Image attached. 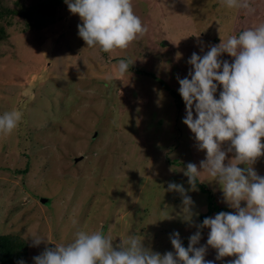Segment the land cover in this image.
<instances>
[{"label": "rangeland", "instance_id": "374dc122", "mask_svg": "<svg viewBox=\"0 0 264 264\" xmlns=\"http://www.w3.org/2000/svg\"><path fill=\"white\" fill-rule=\"evenodd\" d=\"M40 1L0 0V8L18 2L32 13L29 19L0 15L7 36L0 41V115H20L11 134L0 133V236L23 245L25 264H34L45 247L72 242L79 231L110 236L114 247L139 235L146 248L163 255L174 252L173 232L188 247L201 217L218 213L211 203L235 213L207 174L187 192L190 221L180 193L167 191L169 182L190 189L187 164L199 169L206 159L182 122L186 107L177 76H188L194 52L202 57L210 46L264 22V0H252L251 14L222 0H131L146 31L110 53L86 48L78 34L82 21L65 1L52 18L41 15ZM189 41L194 49L177 51ZM220 59L233 62L227 54ZM120 60L133 62L124 75L117 71ZM233 157L228 153L225 164ZM253 168L264 177V155ZM209 232L202 230L196 247L206 245ZM33 233L47 241L32 247ZM216 256L209 247L205 260L235 259Z\"/></svg>", "mask_w": 264, "mask_h": 264}, {"label": "clouds", "instance_id": "9594fccd", "mask_svg": "<svg viewBox=\"0 0 264 264\" xmlns=\"http://www.w3.org/2000/svg\"><path fill=\"white\" fill-rule=\"evenodd\" d=\"M65 2L82 21L78 34L86 48L98 53L126 49L146 31L133 12L131 0ZM222 4L248 14L255 12L252 0H222ZM223 54L233 62L220 59ZM132 63L120 60L118 73H127ZM187 63L191 66L188 76H177L186 107L182 122L194 134L198 149L206 151V159L200 161L199 169L195 163L187 164L184 175L190 189L169 182L167 191L180 193L185 219L190 221L193 201L187 192L197 190L199 177L207 174L220 185L224 202L235 213L219 212L195 225L197 231L189 237L187 248L179 232H173L169 238L174 252L163 255L146 248L139 235H129L114 247L110 236L79 231L68 244L45 247L32 258L34 264H214L205 260L209 247L216 250V260L235 257L230 264H264V177L253 168L264 155V22L210 46L202 57L194 52ZM218 86L222 90L217 99ZM19 120L16 111L0 115V133L11 134ZM225 142L227 150L222 149ZM230 152L234 157L226 165ZM242 202L246 207H241ZM205 228L210 229L206 245L196 247ZM29 239L32 247L47 241L38 233Z\"/></svg>", "mask_w": 264, "mask_h": 264}, {"label": "trees", "instance_id": "16d2710c", "mask_svg": "<svg viewBox=\"0 0 264 264\" xmlns=\"http://www.w3.org/2000/svg\"><path fill=\"white\" fill-rule=\"evenodd\" d=\"M65 0H41L39 5L37 6L38 10H40L41 15H45L49 18H52L55 13V8L59 4H61ZM15 8H0V15L2 14H10L11 17L15 16H23L25 18H30V15L32 14L31 11L23 6L20 5V3L16 2ZM39 15V14H38ZM39 15V16H41ZM6 31L5 29L0 25V41L5 40L6 38ZM166 43H160V46L165 45ZM131 68V67H130ZM145 75L152 76L145 72ZM169 91L168 89H166ZM169 93L173 96V98L178 97V95L173 92L169 91ZM180 104L183 106L185 105L184 102ZM198 185V184H196ZM211 210L217 212H221L222 209L215 207L214 203L210 204ZM207 217L205 215L202 218V221ZM5 241V242H4ZM13 243V244H11ZM22 247L23 245L18 243L16 240L12 239L11 237L7 236H0V264H18L20 260H23V253H22ZM16 248V249H15Z\"/></svg>", "mask_w": 264, "mask_h": 264}, {"label": "crops", "instance_id": "0c3cea01", "mask_svg": "<svg viewBox=\"0 0 264 264\" xmlns=\"http://www.w3.org/2000/svg\"><path fill=\"white\" fill-rule=\"evenodd\" d=\"M190 23V22H189ZM178 25V24H177ZM179 27H181L180 25H178ZM178 26H177V28L176 29H178ZM200 29V28H199ZM198 37L200 38L201 36H200V34H198ZM199 38H197L198 40H199ZM190 39H191V37H190ZM189 40V39H188ZM167 43V42H166ZM172 44H173V47H174V49L176 48V45H177V42H175L174 40L172 41ZM186 45H188L187 46V49H194L192 46H194V41H189V42H187V43H181V45H180V47H179V49H177V51L178 52H180L182 49H186ZM180 50V51H179ZM174 52H175V50H174ZM174 56H175V54H174Z\"/></svg>", "mask_w": 264, "mask_h": 264}, {"label": "bare ground", "instance_id": "6f19581e", "mask_svg": "<svg viewBox=\"0 0 264 264\" xmlns=\"http://www.w3.org/2000/svg\"><path fill=\"white\" fill-rule=\"evenodd\" d=\"M5 242V241H4ZM26 242V241H25ZM11 244H13V243H11ZM16 249V248H15Z\"/></svg>", "mask_w": 264, "mask_h": 264}, {"label": "water", "instance_id": "95a60500", "mask_svg": "<svg viewBox=\"0 0 264 264\" xmlns=\"http://www.w3.org/2000/svg\"><path fill=\"white\" fill-rule=\"evenodd\" d=\"M44 202V200H42V203Z\"/></svg>", "mask_w": 264, "mask_h": 264}]
</instances>
